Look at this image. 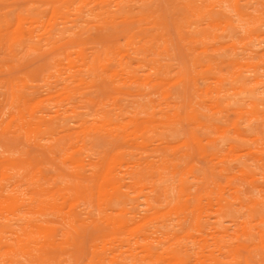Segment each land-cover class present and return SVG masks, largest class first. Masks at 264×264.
Masks as SVG:
<instances>
[{
    "label": "rangeland",
    "instance_id": "1",
    "mask_svg": "<svg viewBox=\"0 0 264 264\" xmlns=\"http://www.w3.org/2000/svg\"><path fill=\"white\" fill-rule=\"evenodd\" d=\"M261 238L264 0H0V264H264Z\"/></svg>",
    "mask_w": 264,
    "mask_h": 264
},
{
    "label": "bare ground",
    "instance_id": "2",
    "mask_svg": "<svg viewBox=\"0 0 264 264\" xmlns=\"http://www.w3.org/2000/svg\"><path fill=\"white\" fill-rule=\"evenodd\" d=\"M189 2H192V0H188ZM121 200V199H120ZM205 208V207H204ZM131 228V227H130ZM261 232V231H260ZM165 234H168L167 231H165ZM263 234V233H261ZM260 244L262 245V247L264 248V239L261 238L260 240ZM168 256V263L169 264H182L183 263V257L179 255V253H175V251H171L167 253ZM159 255V254H158ZM246 263V262H244Z\"/></svg>",
    "mask_w": 264,
    "mask_h": 264
}]
</instances>
